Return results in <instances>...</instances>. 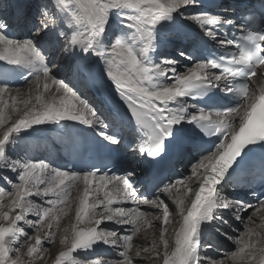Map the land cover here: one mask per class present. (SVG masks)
<instances>
[{"label": "snow or ice", "instance_id": "6c2138e0", "mask_svg": "<svg viewBox=\"0 0 264 264\" xmlns=\"http://www.w3.org/2000/svg\"><path fill=\"white\" fill-rule=\"evenodd\" d=\"M200 6L201 0H55L59 24L46 6L38 5L41 19L32 25L27 39L12 38L6 30L10 26L0 21V62L5 64L0 69V264H24L19 254L26 246V256L32 258L28 264L44 258V243L55 241L53 230L67 214L71 192L79 184L83 192L76 222L64 229L60 241L64 250L59 251L55 264H133L142 252L158 264H264V234L256 228L246 225L244 235L235 240L237 250L227 260L212 259L209 250L213 246L203 242L210 229L219 232L221 225L228 224L225 212L244 223L241 214L252 208L247 220L254 223L253 216L259 215V228L264 229V199L253 205L226 193L230 184L242 178L241 173L249 172L247 164L256 153L261 154L259 179L264 185V88L258 92L249 89L258 71L264 76V30L247 28L238 39L229 38L226 29L234 21L198 11ZM114 16L127 32L113 27ZM188 20L207 29L206 36L221 46H235L238 51L216 55L198 37L191 54L180 52L194 62L184 72L178 71L179 60L153 59L163 46L164 34ZM211 26H216L219 37ZM54 44L58 45L55 51ZM61 50L77 61L102 62V75L111 82L139 133L136 155L153 163L179 159L184 156L185 126L198 130L193 149L199 159L190 162L191 175L159 181L154 185L155 198L149 199L137 194L134 169L122 166L120 176L102 160L74 169L14 156L17 142L38 131L35 126L40 125L88 126L94 132L89 140L99 149L110 150L124 141L119 132L105 131L110 123L78 94L79 88L57 78L59 72L53 66ZM12 76L31 77L38 93L34 101H21L23 110L16 106L19 90L13 96L9 87ZM220 92L225 93L223 98ZM209 93L213 95L204 106L187 102ZM12 111L19 113L16 119L11 118ZM165 199L175 205L173 211ZM127 203L133 207L122 206ZM141 204L159 214L149 219L151 214L141 211ZM153 219L161 221L154 255L148 248L133 255V237L145 226L153 227ZM172 220H178L180 227L169 251L165 233ZM108 222L117 228L100 227ZM125 226L131 227L121 234ZM43 228L48 230L43 240L26 230L39 233ZM30 240L35 243L29 245ZM100 245L114 248L119 259L95 258L92 254Z\"/></svg>", "mask_w": 264, "mask_h": 264}, {"label": "bare ground", "instance_id": "6f19581e", "mask_svg": "<svg viewBox=\"0 0 264 264\" xmlns=\"http://www.w3.org/2000/svg\"><path fill=\"white\" fill-rule=\"evenodd\" d=\"M51 2H52V6H54L55 0H51ZM28 13H30V12L27 11L26 16L29 17ZM22 21L23 20L21 19V25L18 27L20 29H22V27H25V25H22ZM29 23L32 24V22H29ZM110 23L113 25V27H116V28L119 27L124 32L128 31L127 29H123V25L121 24L120 20L115 16L112 18ZM5 24L8 25L9 23L5 22ZM16 24L19 25V22H17ZM31 27H32V25H29V26L26 25L25 30H27L26 31L27 33L23 31V34H21V35L23 37L29 35V33H30L29 30L31 29ZM60 27H62L64 30H67L66 25H60ZM16 29H17V27H16ZM56 46H58V45H55V44L53 45L54 50H55ZM155 54H157V53H155ZM155 54H154V57H155ZM70 57L65 55L64 59L62 61L67 62L66 67L67 68L71 67L72 70H74L75 73L79 75V78H78L79 80H81L84 84L86 83L89 86H92V88L95 90V92L97 94L96 100L95 99L94 100L97 101V98L104 99V97H108L109 91L113 89V86H112L111 82L107 78H105L101 72H99L97 70V68L95 67L96 63L77 61L74 57H72V56H70ZM154 57H153V59H154ZM2 63H4V62H0V66H2ZM192 66H194V64L191 65L190 67H192ZM99 77H100V80L102 83L100 82ZM30 84H32V85H30L31 88L29 90V93H27V94L19 92V95L17 96V90L18 89L12 90V95L17 96L16 106L18 108H20L21 110H23V104L21 103V101L27 100L29 98H32L34 101L35 95L38 94L36 91L35 85L33 83H30ZM101 84H102V86H100ZM260 88H264V76L258 75L252 79V91L255 90L258 92ZM78 94H81V93H78ZM19 102H20V105H19ZM8 103H9V105H11L12 101L8 100ZM93 106L97 108L96 105H93ZM97 109L99 110V108H97ZM13 112H15V111H13ZM15 114H16V117L19 115V113H17V112H15ZM61 123H64V122H61ZM35 127L38 129V131L33 132L31 136H27V137L23 138L22 140H20L21 143H24L25 141H27V142H36V141L39 142V140H40L42 142L41 144H42L43 148L46 149L47 151H50V149H52L53 147L58 146V143L61 140V136H60L61 127H59L58 125H51V124L40 125V126H35ZM97 127L99 128V126H97ZM28 131H31V130H28ZM36 155H37V153H35L34 156H36ZM44 160H45V157H44ZM193 161L191 163H193ZM196 162H198V160L195 161L194 163H196ZM191 163L190 162L188 163L187 168H186V170H187L186 173L190 172ZM186 173H183L182 176L185 177ZM189 175H191V172ZM82 192H83V185L82 184L77 185L71 192L69 204H68V207L66 208L67 214L62 216V221L64 224L61 228V233H59V237L57 240L59 243H61L60 241L62 240V237L64 235V229L65 228H71V226L74 225L76 222L75 221V212H76V209L78 207L79 197L82 195ZM137 194L139 195V191H137ZM161 198L163 199L164 197L162 196ZM5 199H7V197H5ZM165 202L169 204L170 211H173L175 208V205L170 200H167V199H165ZM127 204H128V206H130L127 208L133 207V205L131 203H127ZM127 204H124L122 206H125ZM115 206H120V205H114V207ZM139 207H140L141 211L151 214V216L148 217L149 219H152V216L159 214V210L153 209L149 205L141 204ZM249 210H250V212L248 211L247 213L249 215H251L253 213L254 209H249ZM241 215H242V219H243V217H244L243 213ZM249 215H247V216H249ZM225 218L229 221V223L230 222L232 223L231 227H233V228L236 226L238 227V228H236V231L232 230L231 227L228 228V230H230V233L232 236L237 235L236 238H234V241L244 235V233L246 231V225L248 227L256 228L258 232H261L262 234H264V229L259 228V225L261 223V219H260L259 215L253 216L254 223H250L249 221L248 222L244 221V223H241L240 221H236L233 219L232 214L229 212H225ZM155 222H156L155 227L154 226L153 227L145 226L141 232L137 233L133 237V244L135 243V241H141L142 243L147 242V244H151V245L140 247L137 244H134L135 246L133 247L132 251L136 252L138 250H142L143 248H148L150 251H152L153 249H151V248H153V244L154 243H157V244L160 243L159 234L161 231V221H156L153 219L152 224ZM109 224H110V222L103 224V225H109ZM103 225H101L100 227H103ZM81 226L83 227V225H81ZM130 227L131 226H125L124 229L126 231H128V229ZM179 227H180V223L178 222L174 227V233L172 234V237L167 236V234H168L167 232L165 233L166 238H168L170 241L169 251L173 250L175 235H176V232L179 230ZM220 229L223 231H224V229L227 230V228H224V226H222V225L220 226ZM47 231L48 230L46 228H44V232L47 233ZM214 234H215V237L212 238V243H214V245L218 242H221V245L224 243L223 246L228 245V246L233 247V244H227L226 242H222V239L220 238V232L214 231ZM150 235H153L154 238L156 239V241L154 243H153V240L151 239ZM34 243H35V241H34ZM234 246H235V249L237 250L238 244L236 245V243H234ZM105 247H106V250H107V248H112V247L107 246V245H100L99 246V248H102V249H104ZM55 249H56V247H55ZM61 250H64V245L57 248L56 250H54L53 254L51 252L50 253L48 252L49 253L48 255H47V253H45V254L43 253L42 255L50 257L48 259V262L44 263V264H55V258L58 255L59 251H61ZM96 250H97V248H96ZM109 250L111 251V249H109ZM26 251H27V247L23 250V252L25 253L24 255H26ZM151 254L154 255V251H152ZM139 257L144 259L146 261V264H158V260L152 259L150 257V255H147V256L141 255ZM27 259H31V258L27 257Z\"/></svg>", "mask_w": 264, "mask_h": 264}, {"label": "rangeland", "instance_id": "374dc122", "mask_svg": "<svg viewBox=\"0 0 264 264\" xmlns=\"http://www.w3.org/2000/svg\"><path fill=\"white\" fill-rule=\"evenodd\" d=\"M44 1V6H46L47 7V9H48V11L50 12V14H52L53 16H54V18H57V20H58V24H59V13H58V11L55 9V7L54 6H52V2H51V0H43ZM29 15H30V13H28ZM39 19H41V18H39ZM23 21H22V25H23V23H24V21H26V24L29 26V25H32V24H30L29 23V21H30V19H29V17H27L26 19H22ZM35 20H37V19H35ZM26 27V26H25ZM22 29H23V27H22ZM24 32H26L27 30H23ZM27 33V32H26ZM30 34V33H29ZM27 38H29V35H27V36H22L21 38H19V39H27ZM53 51H55L54 50V48H53ZM180 52L181 51H178V50H175L174 48L171 50V57L170 58H172V59H176V60H179L180 61V66H178V70L180 71V72H184L185 70H186V68L187 67H190L191 65H193L194 63L193 62H191L190 60H187L185 57H183V56H181L180 55ZM173 54V55H172ZM176 55V56H175ZM64 56H65V54L62 52V50H61V52H60V54H59V59H57L56 60V62H55V65L53 66V68H54V71H57L58 70V72H59V75L57 76V78L58 79H65V82L66 83H68L69 81L68 80H71V76L73 75V70H71V67L70 68H67L66 67V64H67V62H64V61H62L63 59H64ZM68 57H70V56H68ZM71 58V57H70ZM72 81V80H71ZM30 83H32V82H30ZM27 84V85H24V86H21V87H10L12 90H15V89H18L19 90V92H22V93H25V94H27V93H29V90H30V85H32V84ZM69 87H72V85H71V83L69 84ZM90 95L91 93L90 92H88L87 94H84L83 92H81V97L83 98V99H86L87 101H88V103H90V104H94V103H91L92 101L90 100V98L87 96V95ZM85 95V96H84ZM19 105H20V102H19ZM99 111V110H98ZM10 115H11V118L12 119H16V114H15V112H10ZM39 142H40V140H39ZM25 143H33V142H27V141H25L24 143H21V141L19 142H17V144L15 145V148H14V151H13V155L14 156H16V157H20V158H24V159H30V160H32V161H39V160H41V159H43V157H42V155L40 156L39 155V157H37L36 159H31L30 158V156L27 154V153H25L24 151H22L21 150V148H23L24 147V144ZM28 151V150H27ZM38 154V153H37ZM39 154H41V153H39ZM199 158H196L194 161H193V163L195 162V161H197ZM45 161H46V159H45ZM190 174V172H188V173H186V175H185V177H187L188 175ZM5 191H8V189L6 188L5 189ZM37 203H40V201L39 200H37L36 201ZM123 207H125V208H127V207H130V206H128V204L127 205H125V206H123ZM250 209V208H249ZM249 209L247 210V212L249 211ZM252 209V208H251ZM18 211V210H17ZM247 212H244L243 213V215H244V217H243V220L245 221V222H248V220H247V215H249ZM29 218L30 219H35V217L34 216H32V215H30L29 216ZM61 221L59 222V226H58V228H55L53 231H54V233H55V237H56V239H55V241H53L52 243H47V242H45L44 243V248H46L47 250L46 251H43L42 252V254L44 253H47V255L51 252L52 254H53V252H54V250H56L57 248H59V247H61V246H63L61 243H59L57 240H58V237H59V233H61V228H62V226H63V221H62V217H61V219H60ZM179 221L178 220H172V222L170 223V225H168L167 226V228H168V231H167V236H169V237H172V234L174 233V227H175V225L178 223ZM0 223H3L2 221H0ZM231 222L229 223V221H228V224L227 225H222V226H224V228H227V230H225L224 229V231L223 230H221L220 229V238L222 239V242H226L227 244H233V247H231V246H228V245H225V246H223L224 245V243L221 245V242H218V243H216L215 245H214V243H212V238H214L215 237V234H214V231H215V229L213 228V229H210L209 230V232H208V234L204 237V239H203V242H206V243H209V244H211L212 246H213V248L212 249H210L209 250V255L211 256V258L212 259H214V260H217V261H219V260H227L229 257H230V254L232 253V252H234V251H236V249H235V246H234V243H235V241H234V238H236V236H232L231 235V233H230V230H228V228L229 227H231ZM153 225H154V227L156 226V222L155 223H153ZM101 228H103V229H105V230H113V229H116L117 228V226H114V225H112L111 223L109 224V225H103V227H101ZM236 228H238L237 226L236 227H231V229L232 230H234V231H236ZM27 231H29V233L30 234H32V235H35V234H38L41 238H42V240L44 239V237L46 236V233L44 232V228L43 229H41L40 230V232L39 233H35V230H32V229H26ZM118 231H119V229H117ZM146 231V230H145ZM127 233V231L125 230V229H123L122 231H121V234H126ZM152 233V232H151ZM222 233H227L228 234V236L229 237H233V239H228V238H226ZM153 234V233H152ZM150 237H151V239L153 240V243L156 241V239L154 238V236L153 235H150ZM238 238V237H237ZM31 241V242H30ZM29 241V245H31L32 243L34 244V240H30ZM209 241V242H208ZM58 246H57V245ZM134 244H137L138 246H140V247H143V246H150L151 244H147V242L145 243H142L141 241H135V243ZM236 245H237V243H236ZM135 246V245H134ZM27 247V246H26ZM25 247V248H26ZM55 247H56V249H55ZM109 249H111V251L109 250ZM151 249H153V248H151ZM152 251H155L154 249L152 250ZM152 251H150L149 250V253H151ZM49 252V253H48ZM25 253L23 252V250H22V252L19 254L20 255V258H21V260H23L24 261V264H28V261L29 260H31V259H27V256L26 255H24ZM132 254L134 255L135 254V251H132ZM74 255H76V254H74ZM95 258H99V259H101L102 261L103 260H108V259H112V260H116V259H119V257L116 255V250L114 249V248H107V250H106V247L104 248V249H102V248H99V247H97V250H95V252L92 254ZM141 255H144V256H147V255H149V254H144V253H142ZM43 259L42 260H36V261H34L35 263L34 264H44V263H47L48 262V259L50 258L49 256H44L43 255ZM46 258V259H45ZM219 259V260H218ZM145 262V263H144ZM133 264H146V261L144 260V259H142L141 257H135V259H134V262H133ZM233 264H236V262H233Z\"/></svg>", "mask_w": 264, "mask_h": 264}]
</instances>
